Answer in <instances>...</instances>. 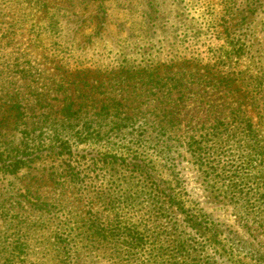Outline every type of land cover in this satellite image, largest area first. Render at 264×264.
Here are the masks:
<instances>
[{
    "label": "rangeland",
    "instance_id": "1",
    "mask_svg": "<svg viewBox=\"0 0 264 264\" xmlns=\"http://www.w3.org/2000/svg\"><path fill=\"white\" fill-rule=\"evenodd\" d=\"M67 1L0 0V38L3 28L14 29L9 43L13 45H8L3 59L22 62L23 58L15 57L31 44L42 42L39 48H46L50 56L46 59L40 49L42 54L36 51L38 56L31 59L41 70L38 84L52 78L57 67L100 71L107 80L104 84L111 83L101 91L118 99L125 112L101 120L95 128L111 131V144L122 152L129 150L145 164H157L156 168L181 176L186 198L207 215L208 224L219 228L215 241L185 230L190 258L209 259L212 264H264V109L259 107L257 112L249 102L244 105L255 123V137L246 143L241 141L242 146L239 136L214 138L210 129L213 118L232 123L230 109L238 108V93L223 87L215 91L189 80L175 87L171 80L180 79L182 73L187 79L189 69L179 73L178 66L169 68L171 63L183 64L186 60L198 66L208 63L217 73L231 72L237 86L256 88L264 98V0H150L145 6L137 0H74L76 6L71 7L66 6ZM130 3L136 4L130 7ZM145 8L148 13L143 12ZM51 12L61 14L63 31L55 32L45 17ZM96 12L109 16L106 30L94 31L92 22L81 32L75 30L76 24L71 22H75V16L83 18L80 14ZM58 45L67 51H61ZM228 51H232L231 57ZM155 66L159 67L155 73L169 82L173 99L180 98L179 88L185 94L170 129L158 127L166 123L156 117L155 95H162L157 92L159 87L150 78L130 81L126 77L128 72L145 68L155 74ZM198 71L204 73L205 68ZM114 72L124 81L113 84ZM0 80H9L8 71H0ZM258 84L259 88L253 87ZM98 91L95 94L100 96L102 92ZM85 103L92 105L91 99ZM50 104L53 110L60 106L58 100ZM173 105L174 101L165 108ZM21 137L19 132L5 136L16 146ZM248 148L260 149L263 156L253 157ZM68 162L76 166L73 159L41 156L35 165L15 176L0 175V264H61L62 259L77 257L83 242L77 241L81 227L77 223L76 196L87 200L91 185L99 187L110 172L100 166L88 167L83 160L74 168L82 177L74 186L66 177ZM229 165L241 168L237 176L229 171ZM113 174L118 193L145 191L140 183H131L133 174L124 172V168H117ZM144 196V200L139 197L135 203L126 204L129 207L124 213L135 220L148 219L150 211ZM94 252L99 257L82 252L80 264L108 262Z\"/></svg>",
    "mask_w": 264,
    "mask_h": 264
},
{
    "label": "trees",
    "instance_id": "2",
    "mask_svg": "<svg viewBox=\"0 0 264 264\" xmlns=\"http://www.w3.org/2000/svg\"><path fill=\"white\" fill-rule=\"evenodd\" d=\"M84 1L80 0L83 3ZM103 1L100 3L101 7H103ZM137 1L144 6L150 4V0ZM65 4L68 7L76 6L74 0H68ZM135 4L128 5L134 7ZM141 8L144 9V7ZM145 9L143 12L148 13L147 8ZM60 15L59 12L45 15L50 20V24L56 28L55 32L63 31L61 24L64 21ZM80 16L83 18L77 15L75 22L71 20L76 24L75 30L79 32L87 27L88 22L95 24L94 31L102 28L104 31L110 24L109 16L105 12H96L90 16L80 14ZM3 30L5 31L0 38V71H8L9 80L4 82L0 80V175L15 176L22 169L35 165L41 156L60 157L69 161L73 159L76 166L70 162L66 164L68 169L66 177L73 182L74 186L82 180L79 172H75L74 168L80 167L83 160L88 167L100 166L110 172L111 178L101 180L99 187L91 185L87 200L81 195L76 196L79 215L77 223L81 227V234L77 237V241L83 243L76 251V258L72 256L62 259L61 264H80L82 252L95 253L99 257L94 251H98L107 259L106 264H212L213 262L209 259L197 261L190 258L187 252L188 232H195L198 236H208L210 240L215 241L219 228L215 224H208L207 215L186 198L182 177L172 171L156 168L157 164L152 166L145 164L143 159L131 156L129 150L122 152V148L111 144L114 136L111 131L103 132V128H95L100 125L101 120L111 115L119 116L125 112L118 99L106 96L109 93L101 91L103 86L106 85V88L111 83L104 84L107 80L98 70L87 67L74 68V70L67 68V70L57 67L58 72L53 74L52 78H45L44 80L47 81H42L44 83L40 85L38 83L41 70L31 59L38 56L34 53L36 51H40L39 55L43 53L47 59L50 56L47 49L45 48L44 51L43 48H39V45H42V42H39L31 44V47H28L20 56L15 57V60L23 58L22 62H10L8 59H3L5 55L3 53L9 47L8 45H13L9 43L11 35L14 34L11 31L14 29L3 28ZM57 47L63 52L67 51L59 45ZM231 53L232 51L227 52L229 57ZM11 66L12 69L9 68ZM175 66H178L179 73L185 68L189 69L187 79H183L185 75L182 73L180 79L171 80L175 87L183 86L184 82L189 80L192 84L210 87L215 91L223 87L238 93V108L230 109L232 111L229 118L232 123L224 122L219 117L213 118L210 129L214 138L223 140V134L233 138L239 136V146H242L241 141L246 143L255 137V123L252 117L246 114L244 105L247 106L246 103L249 102L255 110L259 107L263 110L264 98L259 90L237 86L231 72L217 73L208 63L198 66L197 63L186 60L183 64L171 63L169 68L172 69ZM200 67L205 68L204 73L198 71ZM158 68L155 66L153 72L155 73ZM114 74L111 76L113 84L124 81L120 80L123 77L121 74L117 72ZM126 75L127 79H131L130 81L137 77L147 80L150 78L154 86L159 87L157 92H161L162 95L158 93L155 95L158 107H156L158 110L156 117L159 121H166V123L162 122L165 125L158 124V127L161 130L170 129V125H174V118L179 115V108L185 101L184 92L179 88L180 98L173 99L174 93L167 85L169 82L162 81L161 74L158 72L153 74L150 68H145L144 71L142 69L128 72ZM253 80L256 81V79ZM163 86L167 88L164 89ZM256 86L259 88V84L253 87ZM97 90H100L98 93L102 92L99 93L100 96L95 94ZM260 98L263 99L262 102ZM87 99H91L92 105L85 103ZM51 100L59 101L58 109H52L54 105L50 104ZM172 101L174 105L165 108L166 104L170 105ZM98 103L102 105L99 106ZM89 106L93 108L90 109ZM143 117L146 116L143 115ZM35 118L38 120H34ZM18 132L22 137L17 146L13 140L5 138L6 135L14 136ZM247 151L255 158L263 156V152L258 148H248ZM117 168H124V172L133 174L131 183H140L141 189H145L146 192L135 191L134 195L118 193L113 186L115 183L113 173ZM228 169L235 177L241 168L237 166L233 168V165H229ZM144 195H146V203L150 211L148 219L135 220L134 216L124 213L129 207L126 204L135 203L139 197L144 200ZM79 249L83 251L80 252Z\"/></svg>",
    "mask_w": 264,
    "mask_h": 264
}]
</instances>
